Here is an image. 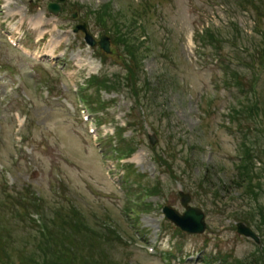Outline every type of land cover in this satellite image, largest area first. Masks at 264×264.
I'll return each instance as SVG.
<instances>
[{"label":"rangeland","instance_id":"rangeland-1","mask_svg":"<svg viewBox=\"0 0 264 264\" xmlns=\"http://www.w3.org/2000/svg\"><path fill=\"white\" fill-rule=\"evenodd\" d=\"M53 1L0 0V65L20 72L0 74V247L7 261L42 264L45 259L47 253L36 249L37 239L20 207L21 197L37 194L42 206L38 210L52 227L54 210L62 212L56 220L58 228L62 226L57 231L58 250L61 242L79 246L68 264H264V219L256 208L257 203L264 206L258 190L264 185V172H258L263 144L239 108L242 99L252 102L253 95L258 105L264 99V69L253 91L254 72L241 65L251 62L245 51L264 46V0H255L251 7L246 5L250 0H68L58 17L46 11ZM106 6L122 21L115 24L122 34L133 27L126 45L122 42L119 48L113 42L109 58L86 47L83 35L72 33L76 23L84 22L95 39L103 34L111 38L103 33L111 25L96 23ZM207 27L223 38L211 44V55L220 58L199 61L193 35ZM8 37L42 59L13 51L6 45ZM130 57L137 64L135 85L126 83L122 68V60ZM230 71L244 75L243 94L223 87L222 81L228 80L224 74L232 76ZM98 74L86 94L88 103H95L92 107L100 100L109 104L107 115H98L106 122L101 128L82 120L83 106L74 94ZM107 81L120 92L106 88ZM47 85L52 95L46 93ZM260 112L264 123V106ZM125 124L123 140L138 150L123 163L133 165L131 177L109 152L103 158L106 149L100 152L98 145L99 138ZM240 127L251 140L244 165L255 177L245 181L244 189L234 180L243 137ZM148 134L157 138L153 148ZM147 188H157L156 195L148 194ZM181 189L205 214L207 230L202 235L178 232L163 217L164 206L183 211L177 194ZM133 196L142 205L134 203L129 214L137 215L141 207L139 227L128 220L139 240L120 218ZM106 220L115 222L116 234L101 231ZM238 223L251 225L259 246L237 235ZM128 234L153 252L135 250Z\"/></svg>","mask_w":264,"mask_h":264},{"label":"trees","instance_id":"trees-1","mask_svg":"<svg viewBox=\"0 0 264 264\" xmlns=\"http://www.w3.org/2000/svg\"><path fill=\"white\" fill-rule=\"evenodd\" d=\"M106 9H107V11H106ZM112 17L113 16L110 15L109 6H106L103 14H101L98 17V20L101 22V24L103 26H107V22L110 23L111 32H113L112 37H113L114 41L116 43L119 41L121 42L123 39V35H121L118 27L115 28V24L117 25V23H119V22L122 23V21L120 20V18L116 19L114 17H113L114 18V20H113ZM125 37H128V35H126ZM248 169L249 168L247 167L244 170H241L239 172V174L234 179L237 182L239 188L244 189L245 188V181H249L252 178L250 173L247 171ZM258 172H259V174H261V173H263V170L258 169ZM250 186L251 185H249V188H250V190H252V187H250ZM255 196H257V195H255ZM56 243L57 242H55L54 245H56ZM61 245L63 246L62 249H60V247H59V250H58L57 246H54L51 250H49L45 259H44V262L42 264H68L67 259L69 258V255L71 254L72 251H73V253L76 252L75 249L79 248V246H78V244H76L77 247H74V243H71V244H69V246L72 248L71 249L69 246L64 245V242H61ZM77 257H78V254H77ZM79 257H83L82 253L79 254ZM79 260H81V259H79Z\"/></svg>","mask_w":264,"mask_h":264},{"label":"water","instance_id":"water-1","mask_svg":"<svg viewBox=\"0 0 264 264\" xmlns=\"http://www.w3.org/2000/svg\"><path fill=\"white\" fill-rule=\"evenodd\" d=\"M65 2L66 0H59V3L65 4ZM48 11L56 16L60 11V7L57 4H49ZM82 29L84 30V28ZM86 41L92 46L95 44L89 36L86 37ZM100 47L104 51L108 52L107 39L104 38L103 41L100 42ZM187 201V199L182 200V204L185 206ZM164 212L167 218L173 221L177 226L181 227L184 231L201 233L204 230L203 214L199 210L187 208L186 213L183 216H180L178 213H175L167 208L164 209ZM237 232L257 241L255 235L243 225H238Z\"/></svg>","mask_w":264,"mask_h":264}]
</instances>
